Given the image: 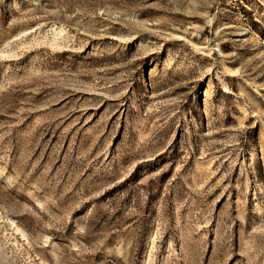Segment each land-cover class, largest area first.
<instances>
[{"label": "rangeland", "instance_id": "1", "mask_svg": "<svg viewBox=\"0 0 264 264\" xmlns=\"http://www.w3.org/2000/svg\"><path fill=\"white\" fill-rule=\"evenodd\" d=\"M232 1L0 0V264H264V0Z\"/></svg>", "mask_w": 264, "mask_h": 264}, {"label": "bare ground", "instance_id": "2", "mask_svg": "<svg viewBox=\"0 0 264 264\" xmlns=\"http://www.w3.org/2000/svg\"><path fill=\"white\" fill-rule=\"evenodd\" d=\"M229 3H233V1L230 0ZM240 15H241V14H240ZM240 18H241V16H238L237 19H240ZM54 31H55V34H62V33L65 31V29H63V28H61V27H55V28H54Z\"/></svg>", "mask_w": 264, "mask_h": 264}]
</instances>
